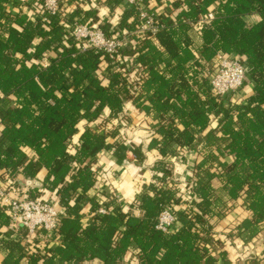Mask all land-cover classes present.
<instances>
[{
	"label": "trees",
	"instance_id": "16d2710c",
	"mask_svg": "<svg viewBox=\"0 0 264 264\" xmlns=\"http://www.w3.org/2000/svg\"><path fill=\"white\" fill-rule=\"evenodd\" d=\"M182 3L185 9L174 18L158 16L163 27L155 36H131L136 47L124 50L133 56L128 73L113 69L100 51H82L70 34L81 17L67 14L63 3L58 15L44 21V0H0V173L16 180V188L46 170L48 184L41 188L65 211L57 231L61 243L53 246L39 238L27 243L24 230L15 235L9 215L0 209V248L6 252L1 264H123L128 259L133 264H220L219 256L228 260V253L216 227L232 209L229 202L239 198L251 217L237 236L249 243L264 231V0H184L175 1V8ZM23 6L32 12L25 13ZM209 13L215 17L203 28L195 55L189 34ZM251 15L259 16L254 24L246 20ZM137 25L131 9L120 30L134 32ZM219 52L242 59L245 84H254L245 104L226 107L209 80L198 78V68L211 71ZM132 75L139 78L135 84L129 82ZM128 101L151 116L155 133L148 151H157L160 159L150 184L124 211L112 190H96L101 173L96 160L108 150L122 161L127 151L138 165L146 160L143 147L122 131L123 123L132 125L124 110ZM109 123L116 125L113 131L92 128ZM199 144L206 152L192 176L196 201L188 198V186L170 181L169 163L174 156L183 161ZM228 157L231 163L224 161ZM216 178L227 201L212 186ZM32 190V198H44L40 188ZM86 204L92 217L84 222ZM166 205L176 209L170 235L157 229ZM102 206L108 214L98 213ZM243 264H264V254Z\"/></svg>",
	"mask_w": 264,
	"mask_h": 264
},
{
	"label": "crops",
	"instance_id": "0c3cea01",
	"mask_svg": "<svg viewBox=\"0 0 264 264\" xmlns=\"http://www.w3.org/2000/svg\"><path fill=\"white\" fill-rule=\"evenodd\" d=\"M28 4L33 3L34 0H22ZM175 1L183 2L184 0H148L147 5L150 10H152L157 16L166 15L174 18L180 12H182L185 7H183V3L178 5L175 8ZM185 6V5H184ZM12 10H15L11 4L9 6ZM62 9L67 14H76L80 19L84 22H91L99 27H101L106 34L113 33H121L127 34V39L130 42V48H135L136 45L133 44L135 40H130L131 36H133V32L129 31L126 27L121 31L122 21L126 17L131 10L130 6L126 3L125 0H120V3L110 4L109 0L107 3H104V0H65L63 2ZM17 10V9H16ZM15 10V11H16ZM14 11V12H15ZM23 11L27 14L32 12V9L29 6H23ZM246 20L249 24H254L259 20L258 15H251L246 17ZM133 18H129L127 23L131 25ZM190 42L193 53L198 51L199 47L202 44V37L197 35L195 31L190 32ZM131 57V56H130ZM133 59V56H132ZM196 57L192 60L195 61ZM161 68H164V64L161 65ZM254 84L247 83L244 86V89L235 99L234 97L225 98L223 104L226 107H229L232 104H245L247 99L253 95ZM202 96V95H201ZM125 113L130 117L132 114H139V120L133 119L132 125L130 127V131L135 129L134 134L130 132V136L133 137V140H130L131 143H135L136 145H141L143 147V152L146 155V160L141 166L134 164L133 158L134 155L132 152L127 151L126 160L122 161L116 157L112 156L110 150L108 152H104L98 156L97 165H104L105 168L108 169L107 173L111 176V180L108 178V182L104 185L99 183L96 185V190L100 191L103 187L108 188V190H112L120 193L122 197V201L120 202V207L124 211H128L130 205L134 201L136 195L143 190L145 185L150 184L152 178L154 176V166L156 162L160 159V155L157 151L152 150L148 151V144L154 135V130L151 128V124L153 123L151 116H146L144 113H138V110L133 105L131 101L128 102L127 106L124 108ZM130 112V115L128 114ZM107 113L105 114V118L107 117ZM85 122L80 123L81 133L84 131ZM95 124L92 128L95 130ZM2 129L0 122V130ZM106 129V128H104ZM139 129V131H137ZM96 131V130H95ZM129 133V132H128ZM208 133V130L205 131L203 136ZM81 134L77 135L74 139V142H78V139ZM129 136V137H130ZM130 137V138H131ZM201 143V142H200ZM126 146V145H125ZM199 147V148H198ZM195 148V147H194ZM198 149V155L196 156L197 163L202 160L204 153L206 152L203 144H199L196 146ZM211 149H208L210 151ZM30 156H33L32 151H28ZM136 162V159L134 160ZM224 161L228 163L232 162V158L228 157ZM179 169L181 166L178 167ZM186 170V169H183ZM116 173L119 175V179L115 180L113 178ZM47 171L42 170L36 180H24L25 182L20 185L23 193H27L31 197V194L34 193L33 188H40L39 192L41 196L44 198L52 197L50 192H45V188H41L44 183L48 184L46 180ZM114 175V176H113ZM29 181H33L31 186L28 185ZM38 183V184H37ZM21 184V182H20ZM213 188L221 193L223 188V183L220 179L216 178L212 181ZM94 192H92L93 194ZM91 194V193H90ZM223 199L225 201L228 200L227 196L223 195ZM229 205H232V209L229 210L226 217L222 219L217 227L216 231L218 232V238L224 241L223 250L228 253V260L234 264H243L248 258L257 257L264 254V231L259 234L255 239H253L249 243H244V241L237 236L238 227L243 223L246 218L251 217V213L246 209L244 198H239L236 201L229 202ZM91 206L89 204L84 205L82 213H84V222H87L91 219L92 214L90 212ZM49 244L53 246H58L61 243V239L59 237H55L51 239ZM6 252L0 248V264L3 261ZM220 264H229L228 260H223L221 256H219ZM82 264H97L96 262H85ZM123 264H133L129 259L126 260Z\"/></svg>",
	"mask_w": 264,
	"mask_h": 264
},
{
	"label": "built area",
	"instance_id": "2783aa9c",
	"mask_svg": "<svg viewBox=\"0 0 264 264\" xmlns=\"http://www.w3.org/2000/svg\"><path fill=\"white\" fill-rule=\"evenodd\" d=\"M65 0H44L43 13L44 21H48L50 16L58 15L62 9L61 5ZM126 3L136 12L138 25L133 32V36L143 39L149 35L155 36L163 27L158 22V16L149 9L148 0H125ZM34 10H37L36 8ZM214 13H209L201 18L195 25L193 31L201 36L203 28L214 19ZM71 36L80 46L82 51L87 49H95L100 51L110 60L113 69H124L128 73L132 71V57L126 55L124 50L129 47L130 42L127 39V34L113 33L107 35L104 30L98 25L91 22L78 20L70 29ZM136 45V42H133ZM199 56H196L198 59ZM195 59V60H196ZM200 81L208 79L212 93L219 100H224L228 97L237 99L241 95L245 83L247 81V71L242 59L236 55L227 56L222 52L216 54L212 70L198 68ZM139 79V78H137ZM137 79L132 75L129 82L135 84ZM142 79V77H141ZM140 81V80H139ZM211 116V120L213 121ZM124 137L127 138V124H122ZM128 139V138H127ZM126 143L124 144V146ZM127 146V145H126ZM124 150H127L124 148ZM186 155H190L189 166L186 167V176L184 177L183 185L188 186V198L198 201L197 197L191 196L196 183L193 180V172L197 164L196 156L198 151L191 149ZM177 157L171 158V161L176 165ZM173 163L171 168H173ZM176 167V166H175ZM102 173L98 176L97 185L102 179ZM103 173V178H105ZM102 179V180H101ZM16 180H11L10 176L0 173V209L6 211L9 215L10 226L9 230L15 235L22 230L26 231L25 241L30 243L34 239L39 238L43 243L49 242L51 239L58 237L57 231L62 216L65 211L60 207L56 198H31L27 193H23L21 187H16ZM178 186L176 183L174 184ZM115 197H119V193L113 191ZM176 209L173 205H166L158 217L157 229L170 235L176 226ZM99 214L105 215L109 213L106 206L99 208Z\"/></svg>",
	"mask_w": 264,
	"mask_h": 264
},
{
	"label": "rangeland",
	"instance_id": "374dc122",
	"mask_svg": "<svg viewBox=\"0 0 264 264\" xmlns=\"http://www.w3.org/2000/svg\"><path fill=\"white\" fill-rule=\"evenodd\" d=\"M129 102V101H128ZM128 102H126V105L125 106H127V104H128ZM128 114L130 115V112H128ZM131 117V116H130ZM133 119H138L139 120V114H132V120ZM107 121H109V118H107ZM108 123V122H107ZM103 126V125H102ZM105 126V130L104 129H102V127L101 126H95V130H101L103 133H105V132H107V131H113V129L115 128V126L116 125H114L113 123H109V124H106V125H104ZM136 128L137 127H135V129H134V131L133 130H129L130 129V127H129V129L127 128V134H128V136H127V138H128V140H133L134 138L133 137H131L130 136V132L131 133H133L134 134V132H135V130H136ZM137 131H139V129H137ZM129 132V133H128ZM131 138H130V137ZM199 148V147H198ZM194 150H196V151H198V149L195 147L194 148ZM188 152H186L185 154H184V158H183V161H180L179 162V160H177L176 159V165H174V163L172 162V161H170V163H169V167L171 168V164L173 163V168H171V170L172 171H174V177H173V180L171 179L170 181H172V183L174 182V183H176L177 185H181L182 183H183V179H184V177L186 176V172H187V170H183V169H186V167H188L190 164H189V158H190V155H186ZM133 160V162H134V164H137L138 165V163H136L134 160H135V158H133L132 159ZM98 158H97V160H96V162L98 163ZM167 161V160H166ZM139 166H141V164L139 165ZM176 166V167H175ZM179 166H181V168L179 169L178 167ZM99 167H100V171H101V173H102V179H105V181L103 182V181H101V184L103 185H105L107 182H108V178L111 180V176H109L108 175V173H107V171H108V169L107 168H105V166L103 165H100L99 164ZM103 173L106 175L105 176V178H103ZM114 176V175H113ZM113 178H115V180H118L119 179V175H118V173H116V175L113 177ZM101 179V180H102ZM181 183V184H180ZM41 194V193H40ZM119 195V197H115L114 196V201H116L118 204H120V202L122 201V197H121V195H120V193L118 194ZM37 197V196H36ZM36 197H34V198H36ZM32 198V197H31ZM19 233H21V231L19 232ZM18 233V234H19ZM263 255V254H262ZM262 255H260V256H262ZM260 256H257V257H260ZM243 263H245V261L243 262Z\"/></svg>",
	"mask_w": 264,
	"mask_h": 264
},
{
	"label": "water",
	"instance_id": "95a60500",
	"mask_svg": "<svg viewBox=\"0 0 264 264\" xmlns=\"http://www.w3.org/2000/svg\"><path fill=\"white\" fill-rule=\"evenodd\" d=\"M32 184H33V181H29L28 185L31 186Z\"/></svg>",
	"mask_w": 264,
	"mask_h": 264
}]
</instances>
